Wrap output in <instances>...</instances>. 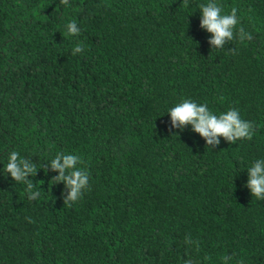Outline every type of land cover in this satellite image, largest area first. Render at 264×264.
<instances>
[{
    "label": "trees",
    "instance_id": "obj_1",
    "mask_svg": "<svg viewBox=\"0 0 264 264\" xmlns=\"http://www.w3.org/2000/svg\"><path fill=\"white\" fill-rule=\"evenodd\" d=\"M207 2L0 0V264H264V200L245 186L264 159V0H219L253 37L222 50ZM183 99L238 109L252 140L172 128ZM12 151L36 164L34 201L3 172ZM61 152L89 173L71 206L43 167Z\"/></svg>",
    "mask_w": 264,
    "mask_h": 264
},
{
    "label": "clouds",
    "instance_id": "obj_2",
    "mask_svg": "<svg viewBox=\"0 0 264 264\" xmlns=\"http://www.w3.org/2000/svg\"><path fill=\"white\" fill-rule=\"evenodd\" d=\"M64 5L69 4V0H61ZM184 7L189 6V0H183ZM201 12L200 27L212 34L209 43L212 49H224L225 45L234 40L240 43L252 40V35L245 31L238 17V8L233 6L230 13L224 11L223 4L219 0H208L206 4L199 5ZM66 32L69 36L80 35V28L75 20L69 21L66 25ZM84 51L83 42L77 44L72 55ZM235 54V49H229ZM171 116V127L183 130L188 125L199 133L206 141L207 145L214 148L220 143V137H224L229 143L235 144L237 140H252L254 135V125L241 118L240 112L236 108L229 109L226 113L214 114L207 104H198L191 99H183L168 113ZM84 164V159L80 155L58 153L51 160L50 165L43 166L47 173L48 167L59 173L51 181L55 184L64 183L70 190L64 199L65 206H71L82 198L83 190L89 188V173L86 169L79 167ZM249 173L248 183L245 185L250 188L251 194L257 199L264 200V159H257L247 169ZM3 172L10 174L16 182L23 183L29 200H36L40 196L41 190H34L33 180L30 176L37 174V167L34 162L20 156L18 151L9 154L8 162L3 168ZM30 219V218H29ZM186 242L192 245L191 236H186ZM199 241H195V250L199 251ZM210 259V257H205ZM223 264H229L231 256L225 255L220 258ZM183 264H193L191 259L184 260Z\"/></svg>",
    "mask_w": 264,
    "mask_h": 264
}]
</instances>
